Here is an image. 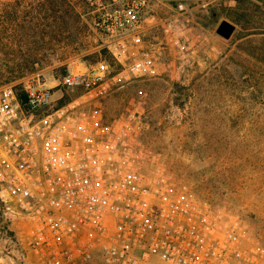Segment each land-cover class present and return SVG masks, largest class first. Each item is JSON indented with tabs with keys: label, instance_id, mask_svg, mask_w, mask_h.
<instances>
[{
	"label": "rangeland",
	"instance_id": "374dc122",
	"mask_svg": "<svg viewBox=\"0 0 264 264\" xmlns=\"http://www.w3.org/2000/svg\"><path fill=\"white\" fill-rule=\"evenodd\" d=\"M151 3L119 61L93 30L86 0H0V86L39 75L56 108L79 101L107 123L135 117L139 168L164 169L177 190L238 216L247 244L264 254V8L252 0ZM224 19L236 26L228 39L216 32ZM143 60L154 70L124 71ZM100 63L102 93L89 97L64 82L66 72Z\"/></svg>",
	"mask_w": 264,
	"mask_h": 264
},
{
	"label": "built area",
	"instance_id": "2783aa9c",
	"mask_svg": "<svg viewBox=\"0 0 264 264\" xmlns=\"http://www.w3.org/2000/svg\"><path fill=\"white\" fill-rule=\"evenodd\" d=\"M151 1L86 0L119 61ZM153 70L149 60L124 69ZM106 71L100 63L64 82L94 97ZM39 80L0 86V264H264L238 216L177 190L164 169L139 168L135 117L107 123L79 101L56 108Z\"/></svg>",
	"mask_w": 264,
	"mask_h": 264
},
{
	"label": "water",
	"instance_id": "95a60500",
	"mask_svg": "<svg viewBox=\"0 0 264 264\" xmlns=\"http://www.w3.org/2000/svg\"><path fill=\"white\" fill-rule=\"evenodd\" d=\"M235 29H236L235 24H233L232 22L224 19L218 24V26L216 28V32L220 36L228 39V38H230L232 36V34L234 33Z\"/></svg>",
	"mask_w": 264,
	"mask_h": 264
},
{
	"label": "crops",
	"instance_id": "0c3cea01",
	"mask_svg": "<svg viewBox=\"0 0 264 264\" xmlns=\"http://www.w3.org/2000/svg\"><path fill=\"white\" fill-rule=\"evenodd\" d=\"M252 1L256 2V3L259 4L261 7L264 8V0H252ZM131 39H132V36H129V37L125 40V42L123 43L124 46H122V47L120 46V48H124V47H126L127 45H129V43L131 42Z\"/></svg>",
	"mask_w": 264,
	"mask_h": 264
},
{
	"label": "trees",
	"instance_id": "16d2710c",
	"mask_svg": "<svg viewBox=\"0 0 264 264\" xmlns=\"http://www.w3.org/2000/svg\"><path fill=\"white\" fill-rule=\"evenodd\" d=\"M66 74H67V72H66ZM66 74H64V75H66Z\"/></svg>",
	"mask_w": 264,
	"mask_h": 264
}]
</instances>
